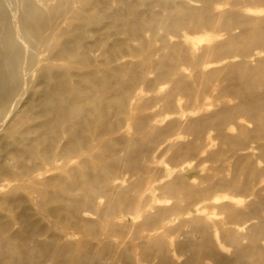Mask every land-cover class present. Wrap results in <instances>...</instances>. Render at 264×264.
I'll return each instance as SVG.
<instances>
[{
    "label": "bare ground",
    "instance_id": "bare-ground-1",
    "mask_svg": "<svg viewBox=\"0 0 264 264\" xmlns=\"http://www.w3.org/2000/svg\"><path fill=\"white\" fill-rule=\"evenodd\" d=\"M20 1L0 264H264V0H97L41 58Z\"/></svg>",
    "mask_w": 264,
    "mask_h": 264
},
{
    "label": "rangeland",
    "instance_id": "rangeland-1",
    "mask_svg": "<svg viewBox=\"0 0 264 264\" xmlns=\"http://www.w3.org/2000/svg\"><path fill=\"white\" fill-rule=\"evenodd\" d=\"M56 1L35 0L31 4L24 0L19 2V11L25 13L21 22V33L35 58H41L49 52L51 47L59 43L58 41L63 40L62 32L69 30L73 21L80 22V17L91 11L97 0H63L65 3L61 2L63 5V7L61 6L62 13L51 7L56 4ZM13 7L12 4L7 8L5 7L10 15ZM29 31H32V35L28 34ZM29 65L30 63L27 61L20 63L23 70Z\"/></svg>",
    "mask_w": 264,
    "mask_h": 264
}]
</instances>
